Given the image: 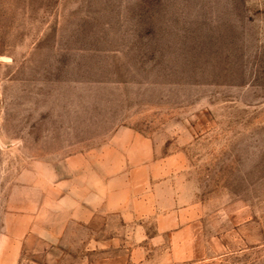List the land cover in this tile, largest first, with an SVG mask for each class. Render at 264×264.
Returning <instances> with one entry per match:
<instances>
[{"label":"rangeland","instance_id":"obj_1","mask_svg":"<svg viewBox=\"0 0 264 264\" xmlns=\"http://www.w3.org/2000/svg\"><path fill=\"white\" fill-rule=\"evenodd\" d=\"M0 264H264V0H0Z\"/></svg>","mask_w":264,"mask_h":264}]
</instances>
